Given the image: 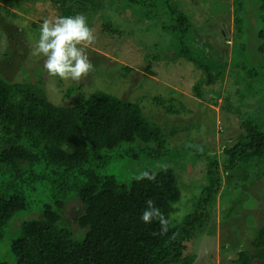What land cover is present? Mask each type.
Segmentation results:
<instances>
[{
	"label": "trees",
	"instance_id": "obj_1",
	"mask_svg": "<svg viewBox=\"0 0 264 264\" xmlns=\"http://www.w3.org/2000/svg\"><path fill=\"white\" fill-rule=\"evenodd\" d=\"M44 1L57 9L56 16L79 13L87 17L106 7V0ZM115 1L122 11L133 8L147 19H158L160 14L164 30L179 47L177 55L201 69L202 77L193 86L194 96L205 99L207 91H211L214 95L210 100L216 103L222 95L228 62L215 52L210 40L193 30L190 16L180 9L183 1ZM250 1L256 4L257 24L260 20L255 37L262 58L260 68L237 63L235 50L247 46L243 34L254 9H246L247 0H233L236 44L230 65L233 74L248 78L243 83L245 89L237 90L240 101L258 94L257 87L264 86V0ZM21 3L18 1L15 7L18 9ZM227 6L225 3L224 13ZM6 11L9 15L10 11ZM102 17L108 20L104 14ZM105 26L112 34L123 33L120 23L108 20ZM226 32H222L224 38ZM239 40L242 41L238 43ZM151 67L149 63L147 69L151 71ZM231 94L228 90L224 111L239 113L242 105L235 107ZM167 111L172 112L170 106ZM242 128L240 139L223 151L227 184L241 181L236 180L238 168L256 171L264 164L263 121L259 117L247 118ZM124 144L152 155L185 148L173 147L166 130L137 102L100 88L90 94L80 88L69 104L55 103L41 76L38 81L14 82L0 73V240L8 231L17 235L5 246L11 259L0 257V264H193L195 253L184 255L186 241L198 242L201 236L215 233V202L221 184L217 155L204 156L208 157L207 182L197 194L194 211L179 221L174 214L183 194L180 173L175 168L146 169L155 174L154 181H138L135 176L128 182L98 168L106 160L103 150L124 149ZM72 198L81 203L76 216L77 225L85 230L81 238L74 236L65 223L66 205ZM149 198L169 221L165 235L159 234L158 220L150 224L141 220ZM226 205L223 201L222 207ZM237 205L235 202L227 206V214ZM16 215L27 217L12 232ZM252 247L238 251L235 261L264 264V225L257 229Z\"/></svg>",
	"mask_w": 264,
	"mask_h": 264
},
{
	"label": "rangeland",
	"instance_id": "obj_2",
	"mask_svg": "<svg viewBox=\"0 0 264 264\" xmlns=\"http://www.w3.org/2000/svg\"><path fill=\"white\" fill-rule=\"evenodd\" d=\"M18 1H22L17 6L21 10L15 7ZM182 1L180 9L190 16L195 25L193 30L203 39L210 40L215 52L218 51L222 59L228 62L220 89L222 95L216 99V103L210 100L214 95L211 91H207L205 99L194 96L193 86L202 77L201 69L177 55L179 47L164 30L165 23L160 14L158 19H147L140 16L142 13H135L133 8L122 11L115 0L104 1V9L90 12L87 16L89 26L97 36L95 45L88 49L94 71L79 82L49 77L43 67L44 58L31 55L39 38L41 19L55 17L57 9L49 3L45 4L44 0H0V73L14 82L38 81L41 76L45 80L49 98L55 103L69 104L80 88L87 94L100 88L139 103L166 130L173 147L185 148L152 155L147 150H137L130 148L134 145L124 144V149L103 150L106 160L98 168L121 182L130 181L146 169L175 168L180 173L183 194L174 214L179 221L194 211L199 198L197 194L207 182L205 163L208 157L204 156L213 154L212 158L217 155L221 184L215 202V233L201 236L198 242L186 241L184 255L195 253L193 264H238L235 261L238 251L252 249L256 231L264 225V164H260L256 171L248 167L238 168L240 175L238 172L235 179L241 181L227 184V174L222 164L223 151L240 139L244 120L259 117L264 123V86H258L259 93L247 96L243 101L237 95L240 87L245 89L243 83L248 78L233 74L230 65L236 44L233 39V0ZM225 3H228V11L224 13ZM255 5V2L247 0L246 9L249 8L250 12L254 9L247 18L250 24L248 28L245 26L243 34L247 46L245 49L236 47L235 57L237 63L260 68L262 56L255 37L260 20L257 24ZM6 10L10 11L9 15H6ZM243 13L247 14L245 9ZM103 14L113 24L120 23L123 33L112 34L106 30L108 20L102 17ZM222 30L227 31L226 38ZM149 63L152 64L151 71L147 69ZM228 90L232 92V104L235 107L242 105L239 113L224 111V106L228 104L225 99ZM169 106L172 112L167 111ZM224 189L226 192L223 194ZM223 201L228 204L224 208ZM235 202L237 207H232L230 214H227L226 207L233 206ZM80 210L81 203L72 198L67 202L64 215L73 235H81L77 238H81L85 232L76 223ZM16 216L12 221V232L27 217ZM16 236L8 231L0 240V257L10 258L5 246L12 243Z\"/></svg>",
	"mask_w": 264,
	"mask_h": 264
},
{
	"label": "clouds",
	"instance_id": "obj_3",
	"mask_svg": "<svg viewBox=\"0 0 264 264\" xmlns=\"http://www.w3.org/2000/svg\"><path fill=\"white\" fill-rule=\"evenodd\" d=\"M96 41L95 30L89 26L88 19L83 14L45 18L40 24L39 38L31 55L44 58L43 67L49 77L79 82L94 71L88 49ZM135 179L154 181L155 174L141 171ZM145 203L147 208L143 211L141 220L147 224L158 220L161 224L159 234L165 235L169 230L168 219L151 198Z\"/></svg>",
	"mask_w": 264,
	"mask_h": 264
}]
</instances>
